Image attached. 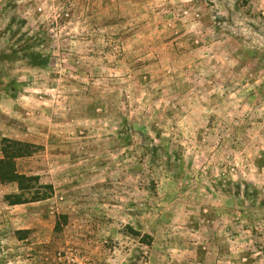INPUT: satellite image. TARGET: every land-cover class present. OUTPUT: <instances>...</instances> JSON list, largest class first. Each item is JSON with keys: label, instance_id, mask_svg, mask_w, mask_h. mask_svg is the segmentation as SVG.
I'll return each mask as SVG.
<instances>
[{"label": "rangeland", "instance_id": "rangeland-1", "mask_svg": "<svg viewBox=\"0 0 264 264\" xmlns=\"http://www.w3.org/2000/svg\"><path fill=\"white\" fill-rule=\"evenodd\" d=\"M4 138L0 264H264V0H0Z\"/></svg>", "mask_w": 264, "mask_h": 264}, {"label": "trees", "instance_id": "trees-1", "mask_svg": "<svg viewBox=\"0 0 264 264\" xmlns=\"http://www.w3.org/2000/svg\"><path fill=\"white\" fill-rule=\"evenodd\" d=\"M33 145L22 143L10 139L1 140L0 152V182L15 183L18 193L5 197L9 205H22L32 202L45 201L52 197V185L40 184L39 177L20 175L16 170L15 160L30 156ZM59 227L57 226V229ZM133 235L139 236V233L130 228Z\"/></svg>", "mask_w": 264, "mask_h": 264}]
</instances>
